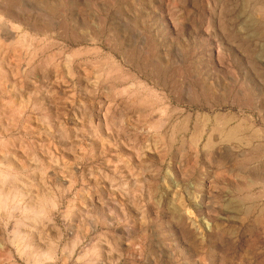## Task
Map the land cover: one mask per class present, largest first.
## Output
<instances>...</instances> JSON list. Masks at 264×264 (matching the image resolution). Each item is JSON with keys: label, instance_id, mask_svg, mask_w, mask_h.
Wrapping results in <instances>:
<instances>
[{"label": "rangeland", "instance_id": "obj_1", "mask_svg": "<svg viewBox=\"0 0 264 264\" xmlns=\"http://www.w3.org/2000/svg\"><path fill=\"white\" fill-rule=\"evenodd\" d=\"M0 3V264H264V0Z\"/></svg>", "mask_w": 264, "mask_h": 264}, {"label": "bare ground", "instance_id": "obj_2", "mask_svg": "<svg viewBox=\"0 0 264 264\" xmlns=\"http://www.w3.org/2000/svg\"><path fill=\"white\" fill-rule=\"evenodd\" d=\"M7 12L8 11H6L4 5L2 3H0V42H7L8 43V41H10V40L13 42H16L17 41L15 39L16 36L14 34V31L12 30L13 28L11 27V25L8 22L3 20V16H6V15L11 16L9 14V12L8 13Z\"/></svg>", "mask_w": 264, "mask_h": 264}]
</instances>
